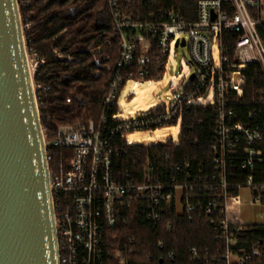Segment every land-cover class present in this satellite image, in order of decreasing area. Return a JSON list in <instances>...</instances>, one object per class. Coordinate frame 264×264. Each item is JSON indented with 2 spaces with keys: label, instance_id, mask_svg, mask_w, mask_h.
<instances>
[{
  "label": "built area",
  "instance_id": "obj_1",
  "mask_svg": "<svg viewBox=\"0 0 264 264\" xmlns=\"http://www.w3.org/2000/svg\"><path fill=\"white\" fill-rule=\"evenodd\" d=\"M146 2L157 6L139 10L138 5ZM109 4L120 33V57L103 91L99 119L61 124L52 139L43 126L49 162L55 158L49 149L64 150L50 167L61 264H128L126 249L118 246V234L112 231L123 220L125 208L134 202L141 204L146 218L153 222H159L163 209L172 206L191 219L207 220L225 244V264H248L260 255V248L236 253L232 228L239 231L243 225L238 208L242 188L251 189L254 203L263 201L264 188L254 182L253 175L256 165L263 161L259 144L264 129L237 120L233 101L244 95L250 64L260 65L264 72V41L258 31L264 23L262 0H198L196 7L185 13L175 4L169 5L168 0H109ZM29 26L23 24L24 30ZM226 32L238 35L232 59L225 52ZM173 45L176 50L189 48L193 71L184 77L188 82L172 86L166 93L172 94L170 100L129 114V106H122L121 93L127 87L134 89L162 79L170 75L171 68L176 71L177 63H169ZM153 53L161 73L150 80L151 72L145 67ZM34 54L39 67L44 60ZM135 63L143 66L139 78L130 72L124 88L123 71ZM168 80L174 84L176 77L169 76ZM43 88L34 80L39 111ZM131 92L128 97L135 95ZM193 106L211 110L214 115L210 169L201 167L193 172L188 170L189 161L164 166L151 155L142 162L126 161L129 147L134 146L130 134L147 133L153 140L144 145L180 143L184 114ZM164 128L176 132L156 138V131ZM166 158L170 160L171 153ZM234 169L248 175L241 178Z\"/></svg>",
  "mask_w": 264,
  "mask_h": 264
},
{
  "label": "trees",
  "instance_id": "obj_2",
  "mask_svg": "<svg viewBox=\"0 0 264 264\" xmlns=\"http://www.w3.org/2000/svg\"><path fill=\"white\" fill-rule=\"evenodd\" d=\"M197 1L168 0V4H175L179 12L185 13L194 9ZM19 2L23 24L30 25L24 30L28 50L30 53L37 52L44 60L37 68L34 80L44 87L39 104L42 124L49 139L53 138L52 134L61 124H71L85 118L97 121L101 115L103 91L120 57V33L114 26L109 0ZM156 4L161 5V2L157 1ZM156 6L146 2L138 5V9H155ZM258 31L264 41V23L258 26ZM237 40V34L225 33V52L230 59L233 58ZM157 64V54L153 53L145 67L151 72L150 80L161 73L157 70ZM142 68V65L135 63L123 71L124 88L128 83V74L133 72L134 77L139 78ZM246 75L244 95L234 97L233 109L237 120L264 129V72L260 65L250 64ZM48 86L50 88L46 89ZM139 87L133 89L130 86L127 91L140 96L142 90ZM213 129L212 111L193 106L184 114L180 143L167 146L134 145L129 147L126 161L142 162L151 155L152 160H159L164 166L177 162L183 165L189 161L191 168L188 170L193 172L201 167L210 169ZM259 147L263 151V161L256 165L253 176L254 182L264 188V139ZM49 153L55 154L54 160L50 161L52 168L55 159L61 158L64 150L49 149ZM167 153L172 155L170 160L166 158ZM234 170L241 178L248 175L243 170ZM262 200L264 204V192ZM122 217L123 220L112 232L118 234V246L126 249L128 264H225L226 247L213 225L204 219L189 218L177 206L164 208L161 220L153 222L146 218L141 204L134 202L125 208ZM232 232L234 251L240 254L243 250L258 246L260 255L253 257L248 264H264V222L243 224L239 231L232 228ZM160 242L163 247H160ZM193 249L196 251L192 252Z\"/></svg>",
  "mask_w": 264,
  "mask_h": 264
},
{
  "label": "water",
  "instance_id": "obj_3",
  "mask_svg": "<svg viewBox=\"0 0 264 264\" xmlns=\"http://www.w3.org/2000/svg\"><path fill=\"white\" fill-rule=\"evenodd\" d=\"M45 140L20 2L0 0V264H61Z\"/></svg>",
  "mask_w": 264,
  "mask_h": 264
},
{
  "label": "rangeland",
  "instance_id": "obj_4",
  "mask_svg": "<svg viewBox=\"0 0 264 264\" xmlns=\"http://www.w3.org/2000/svg\"><path fill=\"white\" fill-rule=\"evenodd\" d=\"M261 17L264 21V8L261 11ZM29 55V63L32 69L33 74L38 68V58L34 53H30ZM190 52L188 47H181L176 50L175 45L172 46L170 55H169V63H177V70L171 68L170 75H165L162 79H156L153 81H147L141 83L144 92H149L150 94L143 98L144 93L140 96L133 97L129 104H141L143 101H162V100H170L172 98V94H166L172 86L180 87L182 84H186L188 80H185V75L187 73H191L193 68L189 66L190 60ZM169 76H175L176 82L172 84L168 78ZM129 88V87H128ZM128 95V91L123 94V98H126ZM142 135L146 136L147 133H143ZM239 203H240V213L243 217L244 223L247 224H256L264 222V204L262 202H253V194L249 187H244L239 192Z\"/></svg>",
  "mask_w": 264,
  "mask_h": 264
},
{
  "label": "bare ground",
  "instance_id": "obj_5",
  "mask_svg": "<svg viewBox=\"0 0 264 264\" xmlns=\"http://www.w3.org/2000/svg\"><path fill=\"white\" fill-rule=\"evenodd\" d=\"M136 86H141V84L136 85ZM142 93L148 95V92H146V91L144 92V90H142L141 95H142ZM146 96L143 95V97H146ZM157 105H152V106H157ZM141 109H139L138 104H134V105H131L128 110H129V114L133 115V114H135V112L133 110H137L136 112H138V111H142ZM175 132H176V130L174 128H164V129H159L158 131H156L155 134H156V138H165L166 136H168L169 133H175ZM142 134H143V132H136L134 134H130L128 136V138L133 145L144 144V143L148 144V143L152 142L153 139H150V136L148 134L146 136H144Z\"/></svg>",
  "mask_w": 264,
  "mask_h": 264
},
{
  "label": "crops",
  "instance_id": "obj_6",
  "mask_svg": "<svg viewBox=\"0 0 264 264\" xmlns=\"http://www.w3.org/2000/svg\"><path fill=\"white\" fill-rule=\"evenodd\" d=\"M262 2H263V6H262V8H264V0H262ZM141 90H143V87L141 86V87H139ZM127 91V89H124L123 90V92L121 93V99H122V106H131V105H134V104H129V101L133 98V97H135V96H137L136 94L135 95H132V96H130V97H128L130 94H131V92L130 91H128V95H127V97L126 98H123V94L125 93ZM150 93L148 92V95H149ZM145 96L147 95V94H144ZM144 98V97H143ZM157 104H160V102L159 101H155V100H153V101H143L142 102V104L140 105V104H138V106H139V109H141V110H146V109H148V108H151V107H154V106H152V105H157ZM151 106V107H150ZM238 208L240 209V204L238 205ZM241 220H242V223L243 224H245L244 223V220H243V217L241 216Z\"/></svg>",
  "mask_w": 264,
  "mask_h": 264
}]
</instances>
